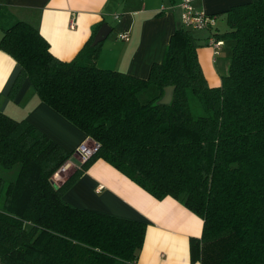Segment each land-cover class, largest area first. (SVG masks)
Returning a JSON list of instances; mask_svg holds the SVG:
<instances>
[{
	"label": "trees",
	"instance_id": "16d2710c",
	"mask_svg": "<svg viewBox=\"0 0 264 264\" xmlns=\"http://www.w3.org/2000/svg\"><path fill=\"white\" fill-rule=\"evenodd\" d=\"M224 15L227 30L216 36L233 43L216 86L180 23L145 79L97 67L103 41L92 40L103 21L68 61L24 21L3 31L0 51L19 67L8 98L27 79L38 100L98 147L55 183L73 153L0 112V264H136L145 222L63 199L97 159L202 220L189 239L191 263L264 264V0ZM167 86L171 100L159 103Z\"/></svg>",
	"mask_w": 264,
	"mask_h": 264
},
{
	"label": "crops",
	"instance_id": "0c3cea01",
	"mask_svg": "<svg viewBox=\"0 0 264 264\" xmlns=\"http://www.w3.org/2000/svg\"><path fill=\"white\" fill-rule=\"evenodd\" d=\"M249 0H194L195 10L216 14L215 28L191 30L198 43L197 58L207 82L216 86L226 74L231 46L223 41L217 55L207 46L210 34L227 30L225 11ZM179 0H0V37L16 21H24L45 38L58 59H72L99 21L111 31L103 40L96 65L145 79L161 61L177 23ZM221 23V28L219 26ZM126 34L128 39L119 38ZM217 37V36H216ZM223 54V55H222ZM17 63L0 51V112L24 119L67 152L75 153L91 140L56 111L38 100L25 79L14 98H8ZM74 169L78 166H73ZM73 168L64 173L61 180ZM60 180V181H61ZM72 206L146 223L136 264H200L189 259V239L201 234L202 220L170 196L153 198L118 170L95 160L63 194Z\"/></svg>",
	"mask_w": 264,
	"mask_h": 264
},
{
	"label": "built area",
	"instance_id": "2783aa9c",
	"mask_svg": "<svg viewBox=\"0 0 264 264\" xmlns=\"http://www.w3.org/2000/svg\"><path fill=\"white\" fill-rule=\"evenodd\" d=\"M194 0H179L177 7L180 10L179 23L185 28L197 29V30H212L215 28L217 15L205 13L203 11L195 10L192 6ZM119 38L127 40V35L119 34ZM223 41L215 36V34H210L207 38V46L211 47L213 55L219 53V49L222 46ZM98 145L94 142L81 143L73 153L72 157H75L79 162L86 160L91 156L93 152L96 151ZM70 166H75L70 159L52 176L53 181H55V176L64 171Z\"/></svg>",
	"mask_w": 264,
	"mask_h": 264
},
{
	"label": "water",
	"instance_id": "95a60500",
	"mask_svg": "<svg viewBox=\"0 0 264 264\" xmlns=\"http://www.w3.org/2000/svg\"><path fill=\"white\" fill-rule=\"evenodd\" d=\"M179 24V23H177ZM111 31V28L109 27V25L105 22H103L100 27L97 29L93 40H92V45L96 44L97 42L103 41L105 39V37L109 34V32ZM172 90L173 87L172 86H167L164 88V94L161 97V99L159 100V103H168L171 100V95H172ZM70 161L73 162L74 165L78 166L80 164V162L75 158V157H71Z\"/></svg>",
	"mask_w": 264,
	"mask_h": 264
},
{
	"label": "rangeland",
	"instance_id": "374dc122",
	"mask_svg": "<svg viewBox=\"0 0 264 264\" xmlns=\"http://www.w3.org/2000/svg\"><path fill=\"white\" fill-rule=\"evenodd\" d=\"M219 26H220V28H221V23L219 22ZM190 30H194V29H191V28H189ZM226 42V48H229V45L231 46V42H230V40H225ZM223 55V54H222ZM74 169V167L73 166H70V167H68V168H66L64 171H62V172H59L56 176H55V181H56V183H58L60 180H61V178H62V176L64 175V173H68L71 169Z\"/></svg>",
	"mask_w": 264,
	"mask_h": 264
}]
</instances>
